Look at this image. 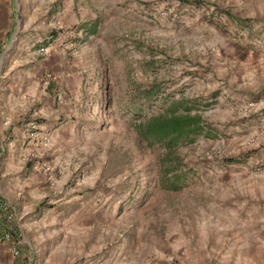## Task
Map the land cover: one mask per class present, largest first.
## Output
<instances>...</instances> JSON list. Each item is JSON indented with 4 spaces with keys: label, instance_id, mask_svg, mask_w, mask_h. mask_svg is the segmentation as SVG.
Listing matches in <instances>:
<instances>
[{
    "label": "rangeland",
    "instance_id": "374dc122",
    "mask_svg": "<svg viewBox=\"0 0 264 264\" xmlns=\"http://www.w3.org/2000/svg\"><path fill=\"white\" fill-rule=\"evenodd\" d=\"M7 10L43 26L2 63L0 121L22 148L2 180L27 186L26 264H218L203 248L226 227L231 264H264V0ZM174 117L187 127L150 130Z\"/></svg>",
    "mask_w": 264,
    "mask_h": 264
},
{
    "label": "crops",
    "instance_id": "0c3cea01",
    "mask_svg": "<svg viewBox=\"0 0 264 264\" xmlns=\"http://www.w3.org/2000/svg\"><path fill=\"white\" fill-rule=\"evenodd\" d=\"M6 0H0V107L2 102V96L11 91L9 85H5V76L2 70V63L4 57L8 52L12 50V47H32L37 45L38 31L42 36L43 26H38L37 24L26 25L15 22L13 18L8 20L7 7H10V0L8 4H6ZM11 11V9H10ZM11 14V13H10ZM28 27H32L35 30V39H32L31 42L27 40L25 35H20L22 29L27 30ZM15 101V100H14ZM20 107V105H19ZM19 108H16L18 111ZM5 125H2V122H5ZM8 122H11L9 119L2 118L0 121V144L3 141H7L9 144L7 145L6 153H0V232L9 231L11 234V241L9 242H0V264H26L24 258L25 255H29V251L33 252V248L27 244V246H21L19 236H22L20 220L18 219V213L20 206L23 207V202H28L25 199L26 193H24L25 189H27L26 184H21L19 182L2 180L3 175L11 172L13 168L14 158L21 156L22 148L21 145L15 144V142L19 139L18 135L16 139H13L12 135L5 131L6 126H8ZM8 124V125H7ZM10 129V127H9ZM15 129V128H14ZM13 130V129H12ZM20 130L16 129V133H19ZM25 133H21L20 136L25 137ZM12 138L13 141H9ZM28 170V169H26ZM10 215L11 219H9ZM18 221V222H17ZM219 237L212 245L206 244L203 249L212 250L213 248L217 249L215 253L217 254L218 264H231L229 260L231 259L230 254L234 253L236 244L233 242L234 235L233 230L230 227H226L224 229L219 230ZM60 243H57V249L60 251ZM14 245L15 248L19 251L18 256H13L10 252V247ZM63 247V246H62ZM248 247L245 245L243 250ZM27 248V250H26ZM29 249V251H28ZM213 251V250H212ZM22 252V253H21ZM214 252V251H213ZM20 255V256H19Z\"/></svg>",
    "mask_w": 264,
    "mask_h": 264
},
{
    "label": "trees",
    "instance_id": "16d2710c",
    "mask_svg": "<svg viewBox=\"0 0 264 264\" xmlns=\"http://www.w3.org/2000/svg\"><path fill=\"white\" fill-rule=\"evenodd\" d=\"M189 118L174 117L172 119H164L156 122L150 128V130L157 133L159 136H164L171 132H180L184 130L189 122ZM186 126V127H185Z\"/></svg>",
    "mask_w": 264,
    "mask_h": 264
},
{
    "label": "built area",
    "instance_id": "2783aa9c",
    "mask_svg": "<svg viewBox=\"0 0 264 264\" xmlns=\"http://www.w3.org/2000/svg\"><path fill=\"white\" fill-rule=\"evenodd\" d=\"M46 52V49L43 47H40L37 50V54L43 55ZM11 241V233L9 231L0 232V242H9ZM10 252L13 254V256L18 255V250L15 248L14 245L10 247Z\"/></svg>",
    "mask_w": 264,
    "mask_h": 264
}]
</instances>
